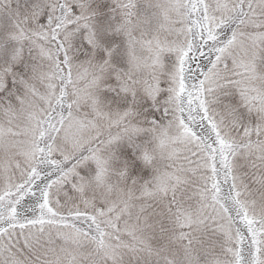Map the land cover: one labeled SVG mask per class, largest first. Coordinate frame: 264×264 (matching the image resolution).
I'll use <instances>...</instances> for the list:
<instances>
[{"label":"snow or ice","instance_id":"1","mask_svg":"<svg viewBox=\"0 0 264 264\" xmlns=\"http://www.w3.org/2000/svg\"><path fill=\"white\" fill-rule=\"evenodd\" d=\"M0 264H264V0H0Z\"/></svg>","mask_w":264,"mask_h":264}]
</instances>
